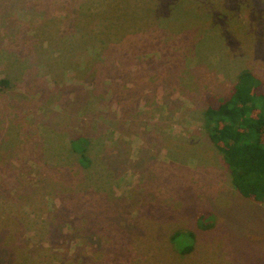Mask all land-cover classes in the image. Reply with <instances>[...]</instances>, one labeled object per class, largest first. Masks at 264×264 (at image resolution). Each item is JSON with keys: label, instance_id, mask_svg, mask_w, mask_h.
Returning <instances> with one entry per match:
<instances>
[{"label": "rangeland", "instance_id": "obj_1", "mask_svg": "<svg viewBox=\"0 0 264 264\" xmlns=\"http://www.w3.org/2000/svg\"><path fill=\"white\" fill-rule=\"evenodd\" d=\"M188 2L227 40L187 58L183 92L176 0H0V264H264V204L232 185L200 97L242 69L264 82V0ZM122 23L146 47L106 62L91 45L123 53Z\"/></svg>", "mask_w": 264, "mask_h": 264}, {"label": "trees", "instance_id": "obj_2", "mask_svg": "<svg viewBox=\"0 0 264 264\" xmlns=\"http://www.w3.org/2000/svg\"><path fill=\"white\" fill-rule=\"evenodd\" d=\"M194 1L203 2L204 0ZM137 7L139 8V5ZM128 10L129 15L123 23L125 21L127 23L135 22L131 16L138 15L134 9ZM200 10L212 13L211 17L214 21L217 20L216 24L223 25L222 18L220 16L221 19L218 18L220 14L214 9L200 8ZM177 13H180L179 19H177ZM208 17L203 13L194 14L193 4L188 0H176V34L180 33V36L176 35L174 61L176 63V88L180 91L186 92L191 89L195 91V87L191 86L189 82L183 81L185 74L192 72L189 67L185 66V63L188 62L187 58H196L194 68L199 69V64L204 63L205 50L203 47H209L207 38H211L210 47L222 45L227 40L223 33L225 29L222 27H218L221 31L216 32L210 29L211 26H205L204 20ZM144 18L146 20V17ZM105 19L104 17L103 20ZM142 19L143 17H141ZM123 23L118 25V34L114 37L119 43L124 41L121 46L117 47L122 48L123 53L112 48V40L108 34L107 39L99 37L97 38L98 44L91 45L93 49H97L98 57L108 56L106 62L117 64L116 58L127 55L130 49H135L136 52L133 55L138 57L139 51L146 47L144 43L147 40L145 38L144 43L141 40L139 26L131 24L129 28H126ZM130 28L134 30L129 31ZM148 37L153 38L152 34ZM135 71L139 73V65ZM126 76L127 74L124 75V78ZM200 97L206 102L202 113L203 130L221 154L223 163L229 171L232 185L241 196L264 204V82L251 70L242 69L224 92L203 89ZM68 146L69 150L76 154L80 165L89 166L92 162L87 153L90 148V138L85 132L73 134L69 138ZM201 216L202 213L198 219H201ZM4 227L0 226V234L8 231ZM202 227L209 226L203 224ZM179 232H176V236L180 234ZM187 234L190 237L192 235L191 232H187ZM190 246L191 244L184 249L188 250Z\"/></svg>", "mask_w": 264, "mask_h": 264}]
</instances>
